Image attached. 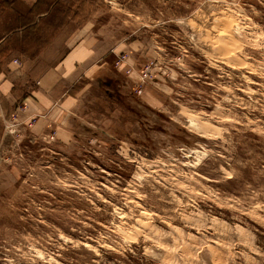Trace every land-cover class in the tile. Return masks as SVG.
Instances as JSON below:
<instances>
[{
  "label": "rangeland",
  "instance_id": "374dc122",
  "mask_svg": "<svg viewBox=\"0 0 264 264\" xmlns=\"http://www.w3.org/2000/svg\"><path fill=\"white\" fill-rule=\"evenodd\" d=\"M44 22L47 66L90 58L40 108L13 70L0 264H264V0H61Z\"/></svg>",
  "mask_w": 264,
  "mask_h": 264
},
{
  "label": "crops",
  "instance_id": "0c3cea01",
  "mask_svg": "<svg viewBox=\"0 0 264 264\" xmlns=\"http://www.w3.org/2000/svg\"><path fill=\"white\" fill-rule=\"evenodd\" d=\"M21 1L26 3V9L35 2V0H20V3ZM15 5L16 4H14V6ZM12 18L13 16L10 17L11 21H8L7 26L4 25L0 28V42H3V44L5 45L3 51L6 53L9 51L21 52V50H18L16 48L17 46L15 47L13 43L11 45L10 42H8L10 38H12V32L10 30V28L14 25V21ZM18 32L20 33V31ZM54 43L55 42L53 41L50 42L49 45L40 53L35 52L34 55L29 56L30 59L25 57V60H20L21 63L19 64H17V62H15L12 58L7 62L2 61L5 63L0 64V116H3L5 113L4 103L6 102V100L9 101L8 97L11 96L9 95V92H11V85L14 80L13 77L18 74V72H14L13 70L19 69L23 71L22 75L25 77L24 86L27 85V89H25L27 94L25 100L31 99L32 101L36 102L35 106L40 108L45 101V91L47 90L46 88L52 90V88H54V86L62 79L69 82V80H71L70 77H72L76 73V62L79 64H83L90 58V53L86 56H79L78 53L81 52V50L79 45H77L75 47L72 46L68 48V50L64 54L61 66L59 65L57 67H54L51 64L47 66L42 57H44L45 52L49 51V49L52 48ZM29 60H31V62L28 63ZM38 61H40L41 64L45 65V67H42L41 69L37 67L36 72L31 71L29 67H33L32 65H34L36 62L38 63ZM81 67V69L84 68V66ZM92 69L93 68H90L85 71L88 73ZM67 94V96L70 95L69 93ZM48 95L51 97L50 93H48ZM61 98L62 97L59 96V93L56 96H52V105L56 102H59ZM62 100L67 101L68 98L64 97Z\"/></svg>",
  "mask_w": 264,
  "mask_h": 264
},
{
  "label": "trees",
  "instance_id": "16d2710c",
  "mask_svg": "<svg viewBox=\"0 0 264 264\" xmlns=\"http://www.w3.org/2000/svg\"><path fill=\"white\" fill-rule=\"evenodd\" d=\"M12 0H0V6H3L5 3H11ZM61 0H35V2L29 6L25 11H22L18 8L9 7V10L12 11V16L14 18V25L10 28L12 32V38L10 40H21L22 43H34L35 37H39V43L37 44L38 48L46 47L51 42L52 35H45V38L40 39V34L43 30L42 26H46L44 18L51 13L53 8ZM9 28V27H8ZM51 28V26H50ZM20 31V33L18 32ZM38 33V34H37ZM41 42V43H40ZM23 45V44H22ZM4 44L0 42V57H4ZM2 50V51H1ZM3 54V55H2Z\"/></svg>",
  "mask_w": 264,
  "mask_h": 264
},
{
  "label": "built area",
  "instance_id": "2783aa9c",
  "mask_svg": "<svg viewBox=\"0 0 264 264\" xmlns=\"http://www.w3.org/2000/svg\"><path fill=\"white\" fill-rule=\"evenodd\" d=\"M126 59L127 58L124 55L123 56H118V58L116 59L115 63H116V65H118V64L122 65L123 67H125V70L129 72L130 70H132V66H131L130 62L128 60H126ZM14 61L17 62V60H14ZM137 91H138V93L141 92L140 89H138Z\"/></svg>",
  "mask_w": 264,
  "mask_h": 264
}]
</instances>
